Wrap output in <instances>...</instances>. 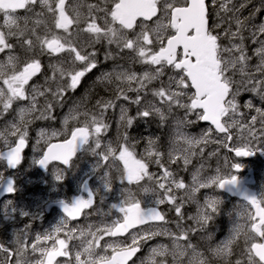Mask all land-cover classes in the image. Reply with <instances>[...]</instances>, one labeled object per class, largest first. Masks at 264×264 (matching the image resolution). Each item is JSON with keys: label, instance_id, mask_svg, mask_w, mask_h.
Returning <instances> with one entry per match:
<instances>
[{"label": "snow or ice", "instance_id": "obj_1", "mask_svg": "<svg viewBox=\"0 0 264 264\" xmlns=\"http://www.w3.org/2000/svg\"><path fill=\"white\" fill-rule=\"evenodd\" d=\"M261 13L264 0H0V196L19 190L17 176L5 172L24 165L31 124L68 108L62 130L37 133L28 167L48 174L51 183L43 182L56 196L35 210L12 199L0 205L2 221H24L0 241V264H57L58 257L63 264H264V193L241 192L236 159L264 154ZM96 88L104 94L90 104ZM117 107L112 136L109 113ZM200 122L209 126L193 135ZM152 123L164 133L148 137L138 155L132 129ZM210 144L234 157L206 154ZM85 156L92 163L77 176ZM225 193L239 194L238 202L227 207ZM50 207L60 209L57 224L33 235ZM82 215L101 220L69 226ZM221 217L228 219L222 232ZM157 237L170 244L141 257Z\"/></svg>", "mask_w": 264, "mask_h": 264}, {"label": "rangeland", "instance_id": "obj_2", "mask_svg": "<svg viewBox=\"0 0 264 264\" xmlns=\"http://www.w3.org/2000/svg\"><path fill=\"white\" fill-rule=\"evenodd\" d=\"M20 15H23V13L21 12ZM46 63H47V59L45 58V64ZM139 70H140V68H139ZM96 76L97 75H93L89 79L87 78L85 80V83L83 84L82 87H88V88L86 90H82L83 92H86L90 87H92L93 81L95 80ZM34 82L42 84L44 82L43 76H38L37 78H34ZM30 83H32V82H30ZM97 90L100 92V94H104L102 92V89L97 88ZM83 95L84 94L70 93L69 94L70 99L68 100V105H71L73 100H79L81 97H83ZM96 98H97L96 94H93V97L91 99L93 101L92 103L95 102ZM249 98H251L250 94H245V96L243 97V99H245V100L249 99ZM41 103H43V98H41ZM118 103H125V105L128 106L127 102H118ZM257 103H258V101H257ZM135 108H136V106H135ZM67 110H68V108H67V106H65L63 109H61V112H63L65 114L67 112ZM133 110H134L133 105L129 106V115H135V112ZM244 111H247V110L244 109ZM109 115L113 117V119L110 120V122L113 124V129H112L111 135L114 136V134H115V120L118 118V115H119V107H117L115 112H110ZM11 118H12L11 115L6 117V119H9V120ZM3 125H4V121H0V128H2ZM200 126H202V127H200ZM62 128H63L62 121H55L54 122V120H35L31 124V126L29 127L30 150L25 155L24 165L22 166L21 169H18L15 172H9V171L5 172V175L8 176V178H13V175L17 176V185L19 186V190L17 191L15 197H9L7 200L12 199L15 201V203L18 206H23V207L27 206V204H25V202L28 201V202H30V206L32 207L34 204L37 205L40 203V201H42L44 199L55 198V196H56L55 192H52V196L48 197L47 195H45L47 192H42L41 189H38L37 191H35V195H32V196L23 195V192H24L25 188L49 187L48 185H46L43 182L44 180H48L49 184L51 183L50 177L48 176V174L40 171L37 168H33L30 170L28 169L31 158L33 156L32 144L35 143L37 133L40 132L41 130H44L45 132L50 134L52 131H60V130H62ZM204 128H206V126L200 125V123H199L198 126L192 127L190 129V131L193 135L198 136ZM163 133H164V129H163ZM138 134L139 135L137 137H134L135 138L134 142L139 141L136 144V152L139 155V154H142L144 152V149L147 146V138L151 137L152 139L156 140L157 136H152L150 134H149V136H145L144 129H143L142 125L140 127V132L138 131ZM156 134H157V131L154 132V135H156ZM62 139H63V137H61V140ZM212 145L213 144L208 145L206 149H212ZM91 163H92L91 158L85 156L83 161L80 164L81 171L77 172L75 175H77V176L83 175V172L88 171ZM193 165H195L196 167L199 166L198 159L193 160ZM190 169L194 170V169H192V166H190ZM0 170H4V165L2 163H0ZM152 170H155V165L152 166ZM181 174L185 177L186 181L190 182V173H181ZM66 191H67V189L65 188V192ZM72 191H73L74 195L78 194L77 190H76V183L74 181L72 182ZM208 191H211V190H208ZM143 198L145 199L146 202H150V199H151L150 195L143 197ZM25 199H28V200L26 201ZM113 202H118V201L114 197H109L108 203L110 204ZM104 211H108V205L107 204L104 206ZM117 215H118V213H115L113 211L112 216L107 217L105 219L110 222V220ZM58 220H59V218H53L54 226L57 224ZM100 220H101V217H98L96 215H92V216L87 217V218L84 216L81 220V223H76L73 226H71V225H69V226L70 227L79 226L81 228L86 229L89 224L95 225V224L99 223ZM222 222H223V230L224 229L226 230L227 224H228L227 217H221L220 220L218 221V226H217L218 231H221V232H222V229H221V223ZM6 223H8V222H4V221H2V219H0V226L3 224H6ZM111 239L112 238H106V240H111ZM123 239H125V238H123ZM79 243L80 242L78 240H75V249L74 250L72 249L73 252L76 250V246H78ZM103 243H104V241H101V244H103ZM157 243L170 244V241L166 237L155 238L153 241H150L147 245H145V247L143 249V254L141 257L147 256L150 247L156 245ZM70 247H71V244H70ZM96 251L99 252V249H96ZM84 258H86V257H84ZM31 259H34V258L29 255V260H31ZM168 259L171 262V257H169ZM64 260H65L64 257H58L57 258V264H63ZM137 264H139V260H137Z\"/></svg>", "mask_w": 264, "mask_h": 264}, {"label": "flooded vegetation", "instance_id": "obj_3", "mask_svg": "<svg viewBox=\"0 0 264 264\" xmlns=\"http://www.w3.org/2000/svg\"><path fill=\"white\" fill-rule=\"evenodd\" d=\"M242 0H236V3L239 4L241 3ZM253 3L258 4L259 0H253ZM252 5L250 4L248 9H245L242 13V15H248V11L249 9H251ZM261 21H264V13H261L259 16H257L256 18V23H259ZM249 46L250 42H249ZM136 70H139V67L136 66ZM94 75H99V73H95ZM93 75L89 76L88 79L90 77H92ZM85 83V81H84ZM88 87H81L75 94H84L85 92H83L82 90H86ZM100 93L97 88L95 90V93ZM93 101H90V104ZM90 106V105H89ZM134 107V112H135V105H133ZM54 115L57 117L55 119V121H62V117L64 115L63 112H61V108H57L56 112L54 113ZM110 120L113 119L112 116L109 115ZM141 125L143 126L144 129V133L145 136H157V137H161L163 134V129L159 128L158 125L156 123H152V124H140L137 125L136 127H134L132 129L133 131V135L135 137L138 136V131L140 132V127ZM201 125V123H200ZM202 127V126H200ZM157 131V134L154 135V132ZM214 149H219V153H220V160L222 162L224 157H229L232 158L234 157V153H229L227 148H220L219 145L213 144L212 145V149H206V154L208 152H211ZM30 150V143H29V147L26 149L25 154L28 153ZM239 159L243 165V169L242 171L239 173V177L241 180V184H240V190L241 192H248L251 194H256L259 195L261 193H264V154H257V155H253L250 157H245V158H236ZM213 164H215V159L213 160ZM204 174L207 175L208 174V170L207 168H205L204 170ZM38 189H41L42 192H47L45 195H47L48 197L52 196V192H50L48 189L49 187H33V188H25L23 195H27V196H32L35 195V191H37ZM48 190V191H47ZM225 196V200L227 201V207H231L232 204L237 203L239 200V194L232 196V194H223ZM9 198V196H5L1 201H0V205H2V203L4 201H6ZM26 201L28 199H25ZM41 202V201H40ZM25 204H27V208L31 209V210H35V207L37 206L36 204H34L32 207L30 206V202H25ZM87 211V210H86ZM60 210L58 207H50L48 209V211L46 212L45 216L43 219L36 221V223L33 225V235L37 232H43L45 230H48L50 228H52L54 226V221L53 218H60ZM84 216L82 215L80 220L78 221H71L70 225L73 226L76 223H81V220ZM23 223L24 221L18 220L14 223L12 222H8L6 224H3L0 226V241H6L8 239L11 238V234L12 231L14 229H19L23 227ZM221 229L223 231V222L221 223ZM257 240H259V237H256ZM71 248L74 250L75 249V240L71 242ZM143 254V250L142 252L139 254L140 256H142Z\"/></svg>", "mask_w": 264, "mask_h": 264}, {"label": "water", "instance_id": "obj_4", "mask_svg": "<svg viewBox=\"0 0 264 264\" xmlns=\"http://www.w3.org/2000/svg\"><path fill=\"white\" fill-rule=\"evenodd\" d=\"M201 124H203V125H205V126H209L208 124H207V122H201ZM8 171H11V170H8ZM0 192H2V189H0ZM228 194V193H227ZM232 196H234V195H232ZM5 196H0V201L4 198ZM60 210V209H59ZM80 219V217L77 219V220H79ZM76 221V220H75ZM120 238H124V237H120Z\"/></svg>", "mask_w": 264, "mask_h": 264}, {"label": "trees", "instance_id": "obj_5", "mask_svg": "<svg viewBox=\"0 0 264 264\" xmlns=\"http://www.w3.org/2000/svg\"><path fill=\"white\" fill-rule=\"evenodd\" d=\"M133 132V131H132ZM139 135V134H138ZM134 136V135H133ZM135 137V136H134Z\"/></svg>", "mask_w": 264, "mask_h": 264}]
</instances>
